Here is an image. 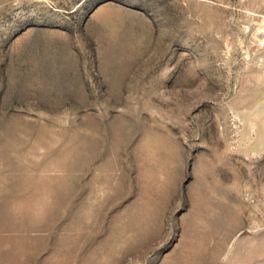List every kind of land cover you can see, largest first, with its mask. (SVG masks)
<instances>
[{"label":"rangeland","instance_id":"rangeland-1","mask_svg":"<svg viewBox=\"0 0 264 264\" xmlns=\"http://www.w3.org/2000/svg\"><path fill=\"white\" fill-rule=\"evenodd\" d=\"M0 264H264V0H0Z\"/></svg>","mask_w":264,"mask_h":264}]
</instances>
